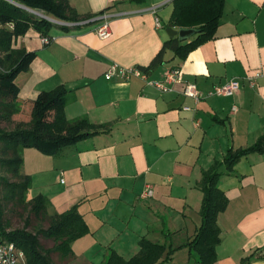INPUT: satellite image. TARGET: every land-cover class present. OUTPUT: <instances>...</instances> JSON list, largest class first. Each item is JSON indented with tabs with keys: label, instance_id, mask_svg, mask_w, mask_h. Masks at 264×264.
I'll return each mask as SVG.
<instances>
[{
	"label": "crops",
	"instance_id": "0c3cea01",
	"mask_svg": "<svg viewBox=\"0 0 264 264\" xmlns=\"http://www.w3.org/2000/svg\"><path fill=\"white\" fill-rule=\"evenodd\" d=\"M172 1L67 0L79 17L94 21L49 31L46 46L34 31L39 38L25 47L15 44L35 53L22 81L15 79L25 109L39 92L63 86L66 119L86 118L100 127L60 156L35 149L22 154L21 173L30 178L33 196H44L57 214L78 205L89 229L72 244L66 264H95L86 254L98 249L99 264L111 250L130 259L141 238L174 247L192 239L200 225L199 182L215 162L221 164L218 188L227 206L217 217L214 264H241L246 258L264 264V145L230 173L223 164L229 149H247L264 137V0H224L213 39L184 60L167 50L162 63L145 72L147 81L104 78L112 64L140 69L151 63L170 40L165 28ZM104 15L109 36L99 39L95 29ZM169 69H179L182 81L197 87L199 103L182 95V85H168L170 91L162 93L147 84L162 83ZM231 80L241 85L234 95H207ZM147 188L152 196L141 199ZM173 255L169 264L196 258L187 247Z\"/></svg>",
	"mask_w": 264,
	"mask_h": 264
},
{
	"label": "trees",
	"instance_id": "16d2710c",
	"mask_svg": "<svg viewBox=\"0 0 264 264\" xmlns=\"http://www.w3.org/2000/svg\"><path fill=\"white\" fill-rule=\"evenodd\" d=\"M223 4L224 0H173L168 25L177 30L193 29L196 33L184 42L176 37L168 40L151 63L140 69L147 72L160 65L167 50H171L179 60H184L195 48L213 39L222 16ZM89 18L92 17H79L67 0H0V127L2 123L16 122L10 132L0 128V169L14 179L9 181L0 177V190L6 194L2 197L0 195V238L19 248L25 255L26 264H54L49 257L50 252L57 253L60 263L66 264L73 256L72 244L86 236L89 229L78 212V205L57 214L50 211L49 201L44 196L36 195L28 201L31 212L47 219V228L37 233H31L25 228L6 231L2 199L24 202L31 189L30 178L21 173L23 151L35 149L42 155L57 157L63 149L98 134L100 127L91 124L86 118L66 119L64 109L68 91L63 86L39 92L30 102V108L23 107L18 100L15 79L28 70L35 53L17 49L16 40L28 30H33L42 38L47 37L54 26L62 31L78 28L63 23H78ZM8 24L13 25L12 30L6 27ZM263 145L264 137L247 149H229L223 159L227 172H232L242 157L261 152ZM220 166L219 162H215L202 173L199 182L203 195L199 211L200 225L192 239L174 247L171 243H154L141 238L138 241V252L133 257L125 260L111 250L102 264H169L172 254L181 247H187L196 255V264H214L217 260L216 247L220 242L217 217L227 206V198L218 188ZM171 235L166 233L164 237ZM39 236L53 242L50 251H42ZM249 260L243 259L241 264H249Z\"/></svg>",
	"mask_w": 264,
	"mask_h": 264
},
{
	"label": "built area",
	"instance_id": "2783aa9c",
	"mask_svg": "<svg viewBox=\"0 0 264 264\" xmlns=\"http://www.w3.org/2000/svg\"><path fill=\"white\" fill-rule=\"evenodd\" d=\"M34 14H39L37 11H33ZM107 16L99 17L103 23L95 29V34L99 39H106L109 36V29L107 24ZM98 19V20H99ZM94 20L91 21H82L78 23H63V25L68 27L75 26H83L87 25ZM8 29L12 30L13 25L8 24L6 26ZM155 27L157 29H161L160 22L158 19L155 20ZM1 29V26H0ZM51 39L48 37H42L41 43L46 46L49 45ZM1 56V54H0ZM181 71L179 69H169L166 70L163 74V82H147L148 85L155 87L158 91L162 93L169 92L170 89L168 85L179 84L182 85V95L186 98L192 99L196 104L202 99V93L197 89V87L192 83H184L181 78ZM105 80L111 81H130L131 79H140L143 81H147L146 73L139 68L131 67L124 68L118 66L116 64H112L109 70L104 75ZM248 84L250 87L254 86V82L252 80H248ZM241 88L239 81L231 80L224 84L223 86L216 87L212 92L208 93V96H216V97H230L238 92ZM187 110V109H186ZM152 196L151 189L147 188L141 195V199H146ZM0 264H26V259L24 253L17 248L13 243L8 242L4 239L0 238Z\"/></svg>",
	"mask_w": 264,
	"mask_h": 264
},
{
	"label": "rangeland",
	"instance_id": "374dc122",
	"mask_svg": "<svg viewBox=\"0 0 264 264\" xmlns=\"http://www.w3.org/2000/svg\"><path fill=\"white\" fill-rule=\"evenodd\" d=\"M54 29H56L55 26L51 30L54 31ZM33 37H35V39H37L38 36L37 35L35 36L33 30H28L27 33L23 37H19L16 40V45L18 47H23V46L25 47L26 44L29 43L28 40L30 38H33ZM28 48L29 47H27V49ZM22 76L23 75L21 73L17 76L18 77L17 80L19 83L23 79V78H21ZM22 95H23V93H22ZM25 95H23L21 97H24ZM15 123H16L15 120L11 121L9 123H2L0 128L4 132H10L14 129ZM0 177H5L9 181L14 180V179L10 178V176H8L7 173H5L2 169H0ZM0 191H1L0 192L1 197L6 195L4 190H0ZM33 195H34V191L30 190L29 194L26 196V199L24 202L11 201V200L4 199V198L2 199L3 212H4L3 222H4V226L6 227V231L9 232V231H14V230L25 228L31 233H37L39 230L47 228L48 220L41 218L39 216H35L31 212V207H30V204L28 201L31 199V197ZM38 238H39V242H40L41 249L43 252H46V251L48 252L53 248V242L51 240H46L42 236H39ZM175 252L173 254H175ZM101 254H102V252H100V254H99V249H98L97 252L87 253L86 257L91 258L90 259L91 262H93L95 264H99V262H100L99 257ZM173 254H172V256H174ZM49 257L51 258V260L54 264H61L60 259H59V255L57 253L50 252ZM195 257H196V255H195ZM171 264H173V263H171ZM189 264H196V258H195V260L191 259Z\"/></svg>",
	"mask_w": 264,
	"mask_h": 264
},
{
	"label": "water",
	"instance_id": "95a60500",
	"mask_svg": "<svg viewBox=\"0 0 264 264\" xmlns=\"http://www.w3.org/2000/svg\"><path fill=\"white\" fill-rule=\"evenodd\" d=\"M5 1L9 2V0H5ZM18 7L22 8V9H26L25 7H23L21 5H18ZM46 20H48L49 22H54L53 20L48 19V18H46ZM165 33L167 34L169 39H173L174 37H176L179 41L184 42V41H187L188 39H190L192 36H194L196 31L193 29L174 30L171 25H167L165 28Z\"/></svg>",
	"mask_w": 264,
	"mask_h": 264
}]
</instances>
